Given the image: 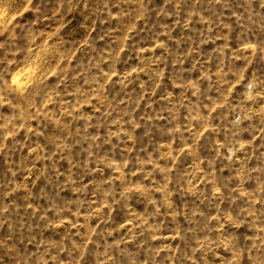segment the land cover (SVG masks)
<instances>
[{
    "label": "rangeland",
    "instance_id": "1",
    "mask_svg": "<svg viewBox=\"0 0 264 264\" xmlns=\"http://www.w3.org/2000/svg\"><path fill=\"white\" fill-rule=\"evenodd\" d=\"M0 264H264V0H0Z\"/></svg>",
    "mask_w": 264,
    "mask_h": 264
}]
</instances>
